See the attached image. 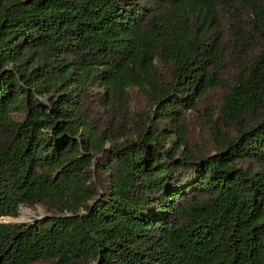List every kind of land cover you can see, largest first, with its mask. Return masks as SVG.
Wrapping results in <instances>:
<instances>
[{
  "label": "trees",
  "instance_id": "16d2710c",
  "mask_svg": "<svg viewBox=\"0 0 264 264\" xmlns=\"http://www.w3.org/2000/svg\"><path fill=\"white\" fill-rule=\"evenodd\" d=\"M21 208L0 264H264V0H0Z\"/></svg>",
  "mask_w": 264,
  "mask_h": 264
},
{
  "label": "rangeland",
  "instance_id": "374dc122",
  "mask_svg": "<svg viewBox=\"0 0 264 264\" xmlns=\"http://www.w3.org/2000/svg\"><path fill=\"white\" fill-rule=\"evenodd\" d=\"M132 100H133V103L135 104V107L136 106L139 107L144 104V99L141 97V95L137 91L132 92ZM24 213L27 214V217L23 221L19 223H15V224L31 223L33 220L34 221L41 220L48 216L41 209H36V210L31 211V210L21 208L17 218H4V219H1L0 222L3 224H11V221H13L12 219H14V221L18 220L20 217L23 216Z\"/></svg>",
  "mask_w": 264,
  "mask_h": 264
},
{
  "label": "bare ground",
  "instance_id": "6f19581e",
  "mask_svg": "<svg viewBox=\"0 0 264 264\" xmlns=\"http://www.w3.org/2000/svg\"><path fill=\"white\" fill-rule=\"evenodd\" d=\"M26 217H27V214L24 213L23 216L20 217L18 220L15 219L16 221H14V219H12L13 221H11V222H18L19 223V222L23 221Z\"/></svg>",
  "mask_w": 264,
  "mask_h": 264
},
{
  "label": "water",
  "instance_id": "95a60500",
  "mask_svg": "<svg viewBox=\"0 0 264 264\" xmlns=\"http://www.w3.org/2000/svg\"><path fill=\"white\" fill-rule=\"evenodd\" d=\"M15 223H18V222H11V224H15Z\"/></svg>",
  "mask_w": 264,
  "mask_h": 264
}]
</instances>
